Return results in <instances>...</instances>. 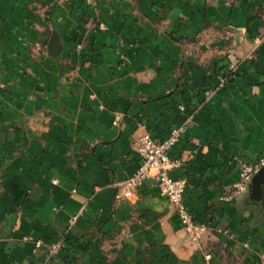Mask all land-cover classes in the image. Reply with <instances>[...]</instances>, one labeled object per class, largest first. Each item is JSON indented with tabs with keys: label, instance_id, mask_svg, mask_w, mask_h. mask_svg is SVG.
Returning <instances> with one entry per match:
<instances>
[{
	"label": "crops",
	"instance_id": "0c3cea01",
	"mask_svg": "<svg viewBox=\"0 0 264 264\" xmlns=\"http://www.w3.org/2000/svg\"><path fill=\"white\" fill-rule=\"evenodd\" d=\"M186 118L197 243L152 180L114 198L136 138ZM263 153L264 0H0V264H264L263 184L219 201Z\"/></svg>",
	"mask_w": 264,
	"mask_h": 264
},
{
	"label": "built area",
	"instance_id": "2783aa9c",
	"mask_svg": "<svg viewBox=\"0 0 264 264\" xmlns=\"http://www.w3.org/2000/svg\"><path fill=\"white\" fill-rule=\"evenodd\" d=\"M65 2L69 0H64ZM234 67L230 68V73L219 79V85L225 84L233 77ZM178 111H183L182 106L177 107ZM189 118L181 119L176 126L171 128L167 135L161 139L151 137L147 132L140 134L135 140V153L138 158V165L133 172L121 182L115 184L120 193L115 194V199H124L133 203L136 200V190L146 181L152 180L159 193L165 198L172 208V211L186 235L191 242L197 243L200 239L204 226L198 224L193 215L183 204L185 181L180 178H173V170L180 168L179 157L172 154L173 147L178 143L180 136L189 128ZM264 166V153L254 161L243 165L240 168L238 181L229 189L223 191L219 197L221 202H232L245 190L251 178ZM51 183H54L51 180ZM70 218L67 229L76 221L80 214ZM40 242L32 243V250L40 249ZM61 244L59 242L48 246L47 255L50 257L57 253Z\"/></svg>",
	"mask_w": 264,
	"mask_h": 264
},
{
	"label": "water",
	"instance_id": "95a60500",
	"mask_svg": "<svg viewBox=\"0 0 264 264\" xmlns=\"http://www.w3.org/2000/svg\"><path fill=\"white\" fill-rule=\"evenodd\" d=\"M56 37L52 34L49 41L46 44V52L51 55L54 53L53 49L56 48ZM257 180H260V182L264 186V166L253 176L249 183V188H251V191L254 196H257L258 193V188H259V183L255 184Z\"/></svg>",
	"mask_w": 264,
	"mask_h": 264
},
{
	"label": "rangeland",
	"instance_id": "374dc122",
	"mask_svg": "<svg viewBox=\"0 0 264 264\" xmlns=\"http://www.w3.org/2000/svg\"><path fill=\"white\" fill-rule=\"evenodd\" d=\"M61 1L65 2L64 0H61ZM31 2L32 3H39V0H31ZM21 41H22V44H25L26 45L25 48L27 49V46L29 45V40L28 39H25V37H24V38H21ZM25 55H26V57H30L29 56L30 54H25ZM43 68H44V66H43Z\"/></svg>",
	"mask_w": 264,
	"mask_h": 264
}]
</instances>
